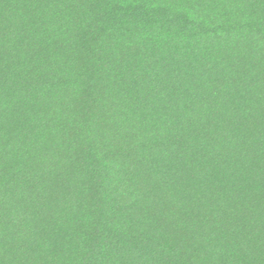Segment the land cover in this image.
Returning a JSON list of instances; mask_svg holds the SVG:
<instances>
[{
  "label": "trees",
  "instance_id": "1",
  "mask_svg": "<svg viewBox=\"0 0 264 264\" xmlns=\"http://www.w3.org/2000/svg\"><path fill=\"white\" fill-rule=\"evenodd\" d=\"M0 264H264V0H0Z\"/></svg>",
  "mask_w": 264,
  "mask_h": 264
}]
</instances>
